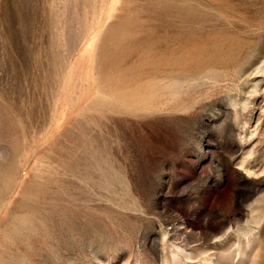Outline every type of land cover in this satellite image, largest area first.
Here are the masks:
<instances>
[{
    "label": "rangeland",
    "instance_id": "obj_1",
    "mask_svg": "<svg viewBox=\"0 0 264 264\" xmlns=\"http://www.w3.org/2000/svg\"><path fill=\"white\" fill-rule=\"evenodd\" d=\"M0 264H264V0H0Z\"/></svg>",
    "mask_w": 264,
    "mask_h": 264
}]
</instances>
